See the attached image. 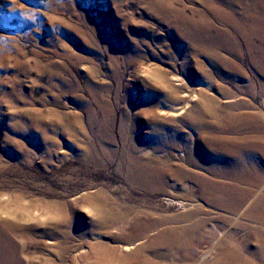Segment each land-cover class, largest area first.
<instances>
[{
  "label": "rangeland",
  "instance_id": "1",
  "mask_svg": "<svg viewBox=\"0 0 264 264\" xmlns=\"http://www.w3.org/2000/svg\"><path fill=\"white\" fill-rule=\"evenodd\" d=\"M263 68L264 0H0V231L25 264H264V160L228 180L211 139L264 127Z\"/></svg>",
  "mask_w": 264,
  "mask_h": 264
},
{
  "label": "bare ground",
  "instance_id": "2",
  "mask_svg": "<svg viewBox=\"0 0 264 264\" xmlns=\"http://www.w3.org/2000/svg\"><path fill=\"white\" fill-rule=\"evenodd\" d=\"M261 75L264 76V74ZM205 100L206 104L211 101L210 99ZM243 117L244 115L238 117V119L243 120ZM253 117L264 121V110L261 114L253 115L251 118ZM230 133L237 136L228 137L219 133L211 135L212 140L219 139L222 143L219 150L221 157L220 166L214 167L215 170L222 177L236 183L259 184L261 181L256 175L254 159L260 157L264 160V127H256L255 124H250V126H243V128H233ZM96 210H98V213L104 211L101 207H97ZM258 214L264 222V211ZM34 222H38L37 219H34ZM17 245L18 242L10 231H0V264H25L22 255L17 251Z\"/></svg>",
  "mask_w": 264,
  "mask_h": 264
}]
</instances>
